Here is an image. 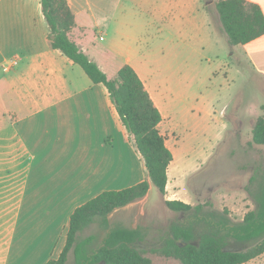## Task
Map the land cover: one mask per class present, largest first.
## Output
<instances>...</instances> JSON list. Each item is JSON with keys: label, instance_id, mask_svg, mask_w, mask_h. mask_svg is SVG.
<instances>
[{"label": "crops", "instance_id": "crops-1", "mask_svg": "<svg viewBox=\"0 0 264 264\" xmlns=\"http://www.w3.org/2000/svg\"><path fill=\"white\" fill-rule=\"evenodd\" d=\"M249 1L264 12V0ZM68 2L76 18L72 38L109 78L126 64L138 72L162 113L163 134L169 117L156 73L177 63L178 36L201 47L213 37L228 42L201 0ZM49 34L41 0H0V264L59 258L77 207L147 177L107 87L54 49ZM228 46L239 66L264 78V35ZM168 175L167 193L170 167ZM243 264H264V253Z\"/></svg>", "mask_w": 264, "mask_h": 264}, {"label": "rangeland", "instance_id": "rangeland-1", "mask_svg": "<svg viewBox=\"0 0 264 264\" xmlns=\"http://www.w3.org/2000/svg\"><path fill=\"white\" fill-rule=\"evenodd\" d=\"M206 1L201 0L203 6ZM209 5L211 24L222 40L226 35L214 3ZM186 38L176 39L177 63L156 73L163 112L169 117L163 132L176 154L170 165L168 193L161 194L153 186L145 197L116 209L107 224L95 221L86 226L78 241L95 236L88 246L90 255L104 244L111 229L125 226L141 231L144 238L137 245L152 264H181L162 251L177 222L183 219L192 224L195 236L191 242L199 244L203 235L216 229L224 232V226L243 221L257 207L256 197L264 184V146L252 141V130L263 113L264 78L246 64H237L226 38L225 42L210 38L204 47ZM96 43L103 46L106 40L98 38ZM174 199L193 208L172 210L166 201ZM252 244L230 239L226 247L238 250ZM66 264H77L74 249Z\"/></svg>", "mask_w": 264, "mask_h": 264}, {"label": "trees", "instance_id": "trees-1", "mask_svg": "<svg viewBox=\"0 0 264 264\" xmlns=\"http://www.w3.org/2000/svg\"><path fill=\"white\" fill-rule=\"evenodd\" d=\"M213 2L221 24L231 45L245 44L264 35V12L258 3L249 0H212L205 2L210 12ZM43 13L50 28V40L54 49L61 50L79 64L94 83L107 87L111 99L133 137L141 154L147 177L141 182L121 189L104 191L75 209L70 219L66 245L57 259L46 264H66L68 254L74 249L77 264L104 262L106 264H152L137 245L143 240L140 230L125 226L115 227L108 233L105 242L92 255L88 246L95 236L78 241V234L86 226L101 221L109 222V215L117 208L145 197L153 184L161 194H166L169 182V167L174 154L168 147L167 136L162 133V113L138 72L129 64L124 65L115 78H109L100 66L91 59L72 38L76 26L75 13L68 0H41ZM252 130V141L264 146V105ZM169 208L187 211L193 207L181 200H167ZM256 209L249 211L243 221L224 226V232L216 229L203 235L199 244L192 243V228L174 225L162 251L180 260L181 264H243L264 253V184L256 197ZM200 206L196 207L199 210ZM187 242L180 245L177 240ZM230 239L252 241L247 248L227 250Z\"/></svg>", "mask_w": 264, "mask_h": 264}, {"label": "flooded vegetation", "instance_id": "flooded-vegetation-1", "mask_svg": "<svg viewBox=\"0 0 264 264\" xmlns=\"http://www.w3.org/2000/svg\"><path fill=\"white\" fill-rule=\"evenodd\" d=\"M176 225H178L180 227H188V228H191L193 226L192 224L184 222L183 219H181L179 222H177ZM171 234H173V233H170L169 236H171Z\"/></svg>", "mask_w": 264, "mask_h": 264}, {"label": "built area", "instance_id": "built-area-1", "mask_svg": "<svg viewBox=\"0 0 264 264\" xmlns=\"http://www.w3.org/2000/svg\"><path fill=\"white\" fill-rule=\"evenodd\" d=\"M17 62H18V61H17L16 59H14V60L12 61V63L5 65V69H7V70L10 69V67L13 66V65H15V64H17Z\"/></svg>", "mask_w": 264, "mask_h": 264}, {"label": "water", "instance_id": "water-1", "mask_svg": "<svg viewBox=\"0 0 264 264\" xmlns=\"http://www.w3.org/2000/svg\"><path fill=\"white\" fill-rule=\"evenodd\" d=\"M171 237L174 238V234H171ZM177 242L180 244V245H185L186 243H180L179 239L177 240ZM227 250H232V249H227Z\"/></svg>", "mask_w": 264, "mask_h": 264}]
</instances>
